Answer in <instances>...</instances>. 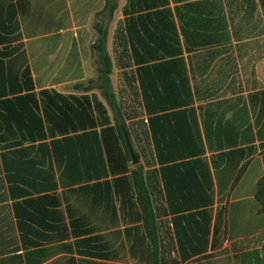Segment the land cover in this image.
<instances>
[{
    "label": "crops",
    "instance_id": "obj_1",
    "mask_svg": "<svg viewBox=\"0 0 264 264\" xmlns=\"http://www.w3.org/2000/svg\"><path fill=\"white\" fill-rule=\"evenodd\" d=\"M145 1L152 0H0V264H264V216L255 198L264 173L263 8L259 0L138 8ZM192 1L196 9L175 8ZM162 6L169 9H156ZM180 22L193 34L188 41ZM129 23L138 34L174 24L181 50L161 59L165 67L152 66L159 59L135 61ZM97 25L106 32L115 97L126 113L137 112L126 123L138 154L131 164L143 165L151 234L128 169L63 183L55 137H45L46 109L62 114L56 93L86 95L93 118L100 101L111 117L98 79ZM143 64L152 82L161 73L168 79L165 103L178 104L164 111H181L165 119L162 160L148 134ZM194 124L201 151L187 154Z\"/></svg>",
    "mask_w": 264,
    "mask_h": 264
},
{
    "label": "trees",
    "instance_id": "obj_2",
    "mask_svg": "<svg viewBox=\"0 0 264 264\" xmlns=\"http://www.w3.org/2000/svg\"><path fill=\"white\" fill-rule=\"evenodd\" d=\"M164 2L165 0H152L150 3L145 1L138 8L153 7ZM198 2H186L185 4L175 5V8L177 10L181 8L196 9L199 6ZM259 2L264 11V0H259ZM113 7L114 3H111L109 6L110 10ZM156 9H169V7L162 6ZM124 10L127 11L126 7H124ZM133 19L134 17H130V20ZM171 26V30H167V32L163 29H155L151 32L145 31L138 34L132 30L129 23L127 25V35L131 43V52L134 60L140 62L159 59V62L152 64V66L165 67L169 61L161 59L171 57L174 53L181 50L178 47L179 34L175 25ZM96 27L99 33L97 42L94 44L99 57V65L97 67L98 79L103 90V95L111 109V117L106 113V109L100 101L95 102L97 112L95 113L96 118H93L92 107L86 95H82V99H80L74 95L56 93L57 98L61 101L60 112L62 114H55L54 116L52 110L46 109L44 112V119L47 125L45 137H55L51 140V151L55 154L57 164L60 165L63 183L65 182V178H71L77 183L90 181L93 178L105 175L107 168L111 171H126L128 169V177L130 178L128 184L133 185L136 190L143 211L144 227L146 232L151 234L154 230V223L150 221L151 209L148 192L146 191L147 183L143 172V165L139 162L131 164L132 156L127 145V140L131 142L132 128L128 126L126 119L137 115V112L135 110L133 113H126L115 97L110 83L112 63L104 46L106 32L99 25ZM180 32L187 41L188 37L193 35L192 32L186 31L184 22H180ZM149 69V65L147 64L137 66L140 92L147 113L148 134L152 138L157 157L162 160L165 157H161V153L164 152L166 147L165 135L167 129L165 119L167 116L179 114L181 111L176 109L164 111L168 107H174L173 105L175 103L178 104V102L165 103L164 90L168 86V79L164 73H161L157 76L156 82H152ZM24 84L27 87L29 86V84ZM90 87L91 85L83 86V89ZM180 90L181 88H179ZM71 98L76 101V105L70 101ZM159 109H162L163 112L156 111ZM189 110L192 111V108ZM56 120H60L61 125H58V121ZM42 125V120L39 119V136L41 137L43 135ZM97 125H100V127H97ZM194 126V128H188L189 148H187V154L201 151V147H199V131L196 124ZM32 136L30 134L29 137ZM42 145L47 147L46 151L50 153L48 145L45 142L40 144V146ZM11 152L22 153L23 151L19 148ZM186 153L184 152L183 154L185 155ZM135 154L138 156L136 151ZM173 154L175 156L181 155L179 152ZM206 170L205 202L208 203L212 198L209 193L211 179L208 174L207 164ZM92 183L99 184L103 183V181L95 180ZM255 198L258 202V209L264 216V173L256 181Z\"/></svg>",
    "mask_w": 264,
    "mask_h": 264
},
{
    "label": "water",
    "instance_id": "obj_3",
    "mask_svg": "<svg viewBox=\"0 0 264 264\" xmlns=\"http://www.w3.org/2000/svg\"><path fill=\"white\" fill-rule=\"evenodd\" d=\"M127 145H128L129 151L131 153V156H132L134 162H136L137 161V158H136L135 153H134V151L132 149V146H131V144H130V142L128 140H127Z\"/></svg>",
    "mask_w": 264,
    "mask_h": 264
}]
</instances>
